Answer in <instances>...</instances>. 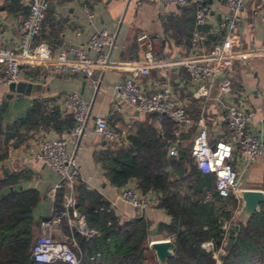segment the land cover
<instances>
[{
	"label": "crops",
	"instance_id": "0c3cea01",
	"mask_svg": "<svg viewBox=\"0 0 264 264\" xmlns=\"http://www.w3.org/2000/svg\"><path fill=\"white\" fill-rule=\"evenodd\" d=\"M207 1L211 8L210 14L200 26L205 38L195 45L191 39L196 27L192 5H164L158 0L51 2L38 38L47 42L52 51L70 44L83 45L92 32L101 28L115 31L116 41L110 51L112 64L103 72L96 88L83 72L60 73L43 66L30 68L27 65L21 67L19 82L34 83L38 87L25 91L26 86H22V90L0 86V180L15 174V188H34L38 191L39 200L33 209L32 242L38 234L40 220L57 210L56 203L61 206L64 199L65 190L58 186L59 176L37 160L35 153L44 138L69 137L73 118L60 102L61 97L69 92H77L91 103L89 121L83 133L78 137H69L67 141V149L76 153L78 161L79 176L74 185V194L81 211H84L82 205L87 200H79L80 185L99 195L107 203L108 210L121 222L144 216L149 222L146 245L152 240L172 238L166 230L159 229L160 222L167 223L170 220L166 210L158 204L159 193L142 192L135 178H130L122 185L112 183L103 160L110 150L130 146L132 143L128 141L145 126H152L166 139L167 152V138L176 125L171 118L167 119L169 125L164 124V120L159 123L156 114L135 110L127 104H121L120 109L114 106L116 82L133 75L132 67L143 60V47L137 40L142 33L148 34L154 56L161 59H178L204 53L215 42L225 38L232 39L234 49L240 52L217 78V81L226 79L229 82V88L224 93H220L215 84L208 96H197L196 84L191 81L186 67L180 63L151 68L146 75L134 74L135 81L146 93L156 91L161 81L168 78L173 93L184 103L193 123L182 135V153L184 148L191 145L200 119L206 126L210 143L229 136L223 115L230 104L253 111L249 130L264 141V55L255 54L264 44V0H244V7L232 30L219 25L220 19L228 11L225 3L220 0ZM28 3L29 0H0L6 47L15 46ZM86 7L93 12L91 17L86 13ZM88 52L94 53L92 50ZM99 115L105 116L120 131L121 137L117 144H109L95 133L93 124ZM124 157H127L126 153ZM234 165L242 172V188L264 189V150L243 171L244 159L237 154L234 156ZM128 186L135 187L148 197L149 204L143 211L121 199L122 189ZM236 209L231 222H243L235 218ZM55 235L58 239L71 237L61 225L55 230Z\"/></svg>",
	"mask_w": 264,
	"mask_h": 264
},
{
	"label": "built area",
	"instance_id": "2783aa9c",
	"mask_svg": "<svg viewBox=\"0 0 264 264\" xmlns=\"http://www.w3.org/2000/svg\"><path fill=\"white\" fill-rule=\"evenodd\" d=\"M52 1L29 0L27 14L22 19L21 31L13 48L5 45L1 23L3 15L0 12V86L19 82L21 80V67L27 65L30 68L43 66L60 73L83 72L96 88L101 81L103 72L111 66L110 51L115 45V31L107 28L95 30L83 45L70 44L58 51H52L47 42L38 38L42 22ZM158 1L164 5H192L196 24L192 32V43L195 45L205 38L200 26L207 21L210 14L211 8L207 0ZM220 1L225 3L228 11L220 19L219 25L232 30L236 26L238 15L244 7V0ZM85 11L89 17L93 15L89 7H86ZM137 40L139 45L143 47V60L140 64L132 67L134 74L146 75L151 68L180 63L186 67L191 81L196 84L195 94L197 96H208L215 84L220 93L228 90V80L217 81V78L238 56L239 51L234 49L232 39L225 38L215 42L207 52L195 53L192 56L178 59L156 58L151 39L146 33L140 34ZM89 50L94 53L89 54ZM255 54L264 55V44ZM134 74L116 82L114 86L115 108L120 109L121 104H127L135 110L154 113L159 123L163 122L164 117H170L176 125L167 138V154L178 156L183 142L182 135L193 123L191 116L184 103L173 93L168 78L161 81L156 91L146 93L135 81ZM60 102L73 118L69 137L80 136L89 121L90 101L84 99L77 92H69L61 97ZM252 116V110L244 109L236 104L228 105L223 118L227 124L229 136L220 138L214 143L209 142L207 129L202 123V119L198 122L199 128L192 138L190 154L203 173L214 175V186L221 196L225 197L229 194L236 196L237 190L242 188V172L235 168L234 156L237 154L244 159V166L241 170L243 171L264 150L263 139L249 130L248 126ZM93 129L109 144H117L120 141V131L114 124L109 123L103 115L95 118ZM69 137L44 138L35 153L37 160L59 176L60 183L58 186L65 190L61 208L54 210L50 216L39 222L38 234L29 250L30 257L37 263L55 261H62L65 264L78 263V254L73 247L77 245L75 238L71 236L66 239H58L55 235V230L60 227L64 218L70 230L74 232L84 236H91L96 233L95 229L87 225L84 212L81 211L74 194V185L79 176V166L76 153L67 149ZM54 190L53 188L52 195ZM210 196L211 192L208 191L206 198H210ZM120 197L139 210L145 209L149 204L148 197L141 194L133 186L122 189ZM223 227L226 232L222 243L225 245L229 223L224 224ZM202 245L207 249L211 248V242H205ZM221 250L222 248L214 254L216 264L221 263L219 257Z\"/></svg>",
	"mask_w": 264,
	"mask_h": 264
},
{
	"label": "trees",
	"instance_id": "16d2710c",
	"mask_svg": "<svg viewBox=\"0 0 264 264\" xmlns=\"http://www.w3.org/2000/svg\"><path fill=\"white\" fill-rule=\"evenodd\" d=\"M164 118V124L169 125L170 117ZM131 143L127 148L110 150L103 158L104 165L112 183L122 185L135 178L142 192L159 193L158 204L170 216L167 223H159V229L171 234L175 243L167 264H216L214 254L220 248V264H264V202L245 223L237 221L233 241L223 245V225L233 220L238 198L219 195L214 175L197 167L190 146L181 155H167L166 139L152 126L141 127ZM16 181L15 174L0 180V264H37L29 250L39 193L34 188H15ZM208 191L210 198H206ZM78 197L81 202L87 200L83 212L87 225L96 233L84 236L70 230L66 221L61 222L68 237L76 240L77 264H147L149 222L144 216L121 222L99 195L82 185ZM59 205L56 203L57 209ZM205 242H211V248L203 246Z\"/></svg>",
	"mask_w": 264,
	"mask_h": 264
},
{
	"label": "water",
	"instance_id": "95a60500",
	"mask_svg": "<svg viewBox=\"0 0 264 264\" xmlns=\"http://www.w3.org/2000/svg\"><path fill=\"white\" fill-rule=\"evenodd\" d=\"M8 86L11 90H22V86H26L25 91L38 87L37 84L23 82H11ZM182 151L183 150L180 149V153H182ZM4 173L6 174L7 172L4 170ZM236 196L240 201V205L235 211V218L242 219L245 223L255 211L260 209V203L264 202V189L240 188L237 190ZM238 228L239 224L235 221L229 224L227 245H230L233 241L235 232ZM149 245L156 255L158 264H167L168 257L174 254L175 243L171 238L152 240ZM37 264L44 263L38 262Z\"/></svg>",
	"mask_w": 264,
	"mask_h": 264
},
{
	"label": "rangeland",
	"instance_id": "374dc122",
	"mask_svg": "<svg viewBox=\"0 0 264 264\" xmlns=\"http://www.w3.org/2000/svg\"><path fill=\"white\" fill-rule=\"evenodd\" d=\"M233 163H234V159H233ZM62 221L64 222L66 221V219L64 218ZM146 255H147V258H146L147 264H158L156 260V255L154 251L151 249L149 243L147 244Z\"/></svg>",
	"mask_w": 264,
	"mask_h": 264
}]
</instances>
